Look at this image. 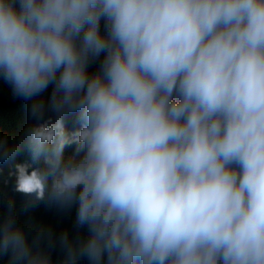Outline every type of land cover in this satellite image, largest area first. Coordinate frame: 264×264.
Returning a JSON list of instances; mask_svg holds the SVG:
<instances>
[{
	"label": "clouds",
	"instance_id": "obj_1",
	"mask_svg": "<svg viewBox=\"0 0 264 264\" xmlns=\"http://www.w3.org/2000/svg\"><path fill=\"white\" fill-rule=\"evenodd\" d=\"M0 84V264H264V0H0Z\"/></svg>",
	"mask_w": 264,
	"mask_h": 264
},
{
	"label": "trees",
	"instance_id": "obj_2",
	"mask_svg": "<svg viewBox=\"0 0 264 264\" xmlns=\"http://www.w3.org/2000/svg\"><path fill=\"white\" fill-rule=\"evenodd\" d=\"M25 121L26 109L23 102L13 101L8 87L0 84V129L11 133L23 125ZM28 159L27 153H22L18 157V162H23ZM7 170V167H5L4 175L7 174ZM30 217L38 221L51 222L58 232L65 226H69L67 219H59L54 210L47 209L42 204L34 209H30L27 213L22 210L20 211L21 220H27ZM81 264H84V262H81Z\"/></svg>",
	"mask_w": 264,
	"mask_h": 264
}]
</instances>
